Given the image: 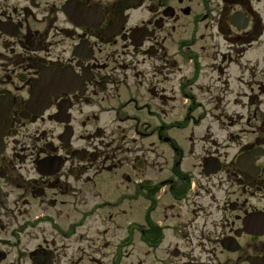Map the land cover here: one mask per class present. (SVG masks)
Here are the masks:
<instances>
[{
    "label": "flooded vegetation",
    "instance_id": "af4514ba",
    "mask_svg": "<svg viewBox=\"0 0 264 264\" xmlns=\"http://www.w3.org/2000/svg\"><path fill=\"white\" fill-rule=\"evenodd\" d=\"M131 256L264 264V0H0V264Z\"/></svg>",
    "mask_w": 264,
    "mask_h": 264
},
{
    "label": "rangeland",
    "instance_id": "374dc122",
    "mask_svg": "<svg viewBox=\"0 0 264 264\" xmlns=\"http://www.w3.org/2000/svg\"><path fill=\"white\" fill-rule=\"evenodd\" d=\"M112 193V191H111ZM107 197H110V193H108V196ZM110 199V198H109ZM93 223H95V220L93 221ZM126 261V264H134L135 262V257L134 256H131V257H128L127 259H125L123 262Z\"/></svg>",
    "mask_w": 264,
    "mask_h": 264
}]
</instances>
